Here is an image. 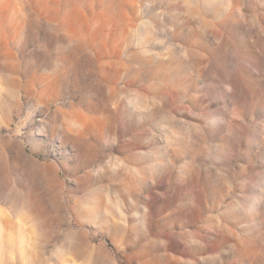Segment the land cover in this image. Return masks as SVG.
Here are the masks:
<instances>
[{
    "label": "rangeland",
    "instance_id": "1",
    "mask_svg": "<svg viewBox=\"0 0 264 264\" xmlns=\"http://www.w3.org/2000/svg\"><path fill=\"white\" fill-rule=\"evenodd\" d=\"M0 264H264V0H0Z\"/></svg>",
    "mask_w": 264,
    "mask_h": 264
}]
</instances>
